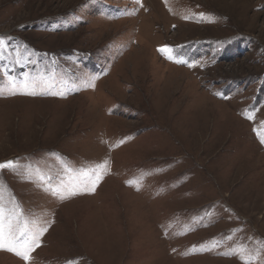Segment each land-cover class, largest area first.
I'll list each match as a JSON object with an SVG mask.
<instances>
[{"label":"rangeland","instance_id":"rangeland-1","mask_svg":"<svg viewBox=\"0 0 264 264\" xmlns=\"http://www.w3.org/2000/svg\"><path fill=\"white\" fill-rule=\"evenodd\" d=\"M0 39L27 264H264V0H0Z\"/></svg>","mask_w":264,"mask_h":264},{"label":"snow or ice","instance_id":"snow-or-ice-1","mask_svg":"<svg viewBox=\"0 0 264 264\" xmlns=\"http://www.w3.org/2000/svg\"><path fill=\"white\" fill-rule=\"evenodd\" d=\"M4 49V41L3 39H0V51ZM161 52L169 51L168 49H160ZM3 57L0 56V59ZM19 62V61H17ZM179 63H183V61H177ZM42 81H28L25 80L21 87L24 89H28L29 87H35L39 86ZM11 94H16L15 91H13ZM23 94L28 95H37L42 93H37L35 91H25ZM51 95H55L56 93H47ZM251 119L252 117H248ZM261 143H264V137L261 138ZM15 162L12 160L5 161L3 163H0V170L3 169H9V170H15ZM102 167V166H97ZM96 169H92L91 172L88 170H84L79 173L78 179L81 183H86L89 181L92 176L94 175ZM40 183L43 186L44 190L49 191L53 196L58 197L59 199H67L72 195L77 194L76 191L69 186L64 185L63 183L54 185L52 184V177L48 176H40L39 177ZM95 185H93L92 190L94 191ZM2 193L3 188L0 187V250H7L9 252H13L16 256L20 257L25 261V264L31 259L30 253L34 250L33 245L36 244L37 237L36 233L39 232L40 235L43 234V231H46L47 229H40L38 226H33V228H30L28 226V223L25 222L23 227H21L20 220L21 217L16 211H11L7 215H5V209L2 204ZM38 246V244H36ZM216 246V245H214ZM229 254V253H225ZM231 254H236L235 252ZM241 259L243 260V264H248V260H245L243 256H241ZM66 264H72L71 261L66 262Z\"/></svg>","mask_w":264,"mask_h":264},{"label":"bare ground","instance_id":"bare-ground-1","mask_svg":"<svg viewBox=\"0 0 264 264\" xmlns=\"http://www.w3.org/2000/svg\"><path fill=\"white\" fill-rule=\"evenodd\" d=\"M223 15V14H222ZM224 16V15H223Z\"/></svg>","mask_w":264,"mask_h":264}]
</instances>
